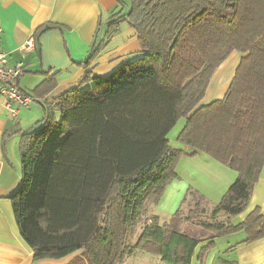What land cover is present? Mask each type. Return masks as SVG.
Returning a JSON list of instances; mask_svg holds the SVG:
<instances>
[{"label": "trees", "instance_id": "16d2710c", "mask_svg": "<svg viewBox=\"0 0 264 264\" xmlns=\"http://www.w3.org/2000/svg\"><path fill=\"white\" fill-rule=\"evenodd\" d=\"M117 1L122 8L95 34L104 29L107 39L125 22L137 34L139 56L104 77H85L46 106L37 124L7 135L19 137L21 165L8 198L33 259L82 250L67 264H123L138 250L165 264H190L195 248L201 245L202 259L215 237L240 230L244 242L264 237L258 209L232 221L264 163V0ZM51 28L40 26L33 46ZM97 37L80 64L103 47ZM234 50L243 56L224 96L196 107ZM87 81L92 84L83 87ZM38 86L51 90L54 77ZM180 117L185 123L176 138L192 152L169 146L167 135ZM197 151L236 171V178L215 205L188 187L181 204L193 200L194 208L183 214L179 206L160 224L151 207L178 179L179 158ZM200 202L211 206L210 219L201 218ZM138 224L144 225L131 243Z\"/></svg>", "mask_w": 264, "mask_h": 264}, {"label": "crops", "instance_id": "0c3cea01", "mask_svg": "<svg viewBox=\"0 0 264 264\" xmlns=\"http://www.w3.org/2000/svg\"><path fill=\"white\" fill-rule=\"evenodd\" d=\"M121 8L117 0H0V49L8 54L10 63L21 64L18 86L32 97L29 106L20 107L14 119L0 98V264H67L74 257L81 256L82 250H78L57 259H33L32 248L19 233L8 198L18 187L21 165L19 137L7 135L12 130H25L37 124L42 120L46 106L53 107L56 97L81 84L85 77H104L139 56L141 47L137 34L125 22L120 23L118 31L107 39L103 36L104 29L98 37L95 34L99 23H104ZM46 24L52 28L38 35L32 48L20 50L30 38H34L36 30ZM95 37L97 42L102 41L103 47L88 64H80ZM242 56L243 53L234 50L219 64L198 105L224 96ZM49 76L54 77V87L43 92L38 85ZM91 84L87 81L82 86ZM168 143L175 149L193 151L183 143L170 145L169 140ZM182 159H187L185 161L189 164L184 173L178 170ZM210 159L213 158L200 151L179 158L175 167L178 179L166 185L153 208L160 224L177 210L188 187L196 189L210 205L219 202L237 173ZM255 209L264 215V163L245 209L232 221H242ZM245 239L243 230L215 237L202 259L198 258L201 245L195 248L190 264H264V237L251 242H244ZM152 256L158 259L157 264H165L159 256Z\"/></svg>", "mask_w": 264, "mask_h": 264}, {"label": "built area", "instance_id": "2783aa9c", "mask_svg": "<svg viewBox=\"0 0 264 264\" xmlns=\"http://www.w3.org/2000/svg\"><path fill=\"white\" fill-rule=\"evenodd\" d=\"M1 33V28H0ZM33 47V39L30 38L20 50ZM22 73L20 63H10L8 54L0 49V98L3 106L14 119L20 107H28L32 97L23 92L18 86V80Z\"/></svg>", "mask_w": 264, "mask_h": 264}, {"label": "rangeland", "instance_id": "374dc122", "mask_svg": "<svg viewBox=\"0 0 264 264\" xmlns=\"http://www.w3.org/2000/svg\"><path fill=\"white\" fill-rule=\"evenodd\" d=\"M199 105L197 104L196 107H198ZM185 123V117H180L175 125L172 127V129L169 131L168 135H167V138L168 140L170 141V145H174V144H177V145H181L182 143L179 142L177 140V134L179 133L180 129L182 128V126L184 125ZM182 164L181 166H179L178 170L181 171L182 173H184L185 169H187L188 167V163H186L185 160L187 159H182ZM212 160V162L214 161L213 159H210ZM196 190V189H195ZM193 200H189L183 204H179L180 206V209H181V212L183 214H186V212L189 210V209H193L194 208V205H193ZM200 207H204L205 208V213H203L201 216L202 219H210L208 218L209 217V214H210V210H211V206L210 205H206L204 202H200ZM153 206L151 207V214L153 213ZM163 216V214H162ZM217 220H221L223 219V215L222 214H219L217 217ZM234 218V217H233ZM236 221V219H235ZM143 223V221H142ZM160 223V222H159ZM144 224H138L135 228H134V231H133V235L132 237L129 239L131 241V243H133L135 240H136V237L137 235L140 233L141 229H142V226ZM151 256V257H142V256ZM157 260L155 257H153L152 255L146 253V252H143V251H135L132 255L129 256V258L124 261L125 264H157Z\"/></svg>", "mask_w": 264, "mask_h": 264}]
</instances>
